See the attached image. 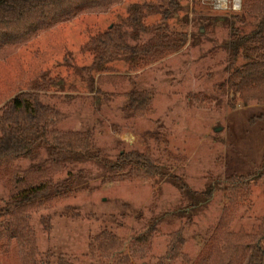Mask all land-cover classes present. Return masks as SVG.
Masks as SVG:
<instances>
[{
    "label": "rangeland",
    "instance_id": "obj_1",
    "mask_svg": "<svg viewBox=\"0 0 264 264\" xmlns=\"http://www.w3.org/2000/svg\"><path fill=\"white\" fill-rule=\"evenodd\" d=\"M145 2L167 0H123L108 11L85 10L19 46L0 49V107L36 81L48 80L42 100L59 111L60 130L89 131L112 160L122 151L148 152L183 175L193 190L202 191L216 180L212 200L186 226L184 252L189 263L179 259L171 264H242V249L264 232V173L249 189L227 184L235 174L249 176L261 168L264 102L245 103L229 86L245 61L240 58L231 65L227 42L232 23L244 32L255 29L264 0H242L240 12L232 11L236 0H180L182 9L165 24L172 32H188L187 44L162 56L118 59L95 72V86L110 97L103 100L91 91V76L77 72L93 61L87 44L94 35L125 21L131 4ZM146 21L156 23L161 16L150 15ZM148 38L142 35L140 41ZM132 89L154 93L152 111L145 116L124 111ZM156 128L163 132L159 140L145 135ZM46 159L42 151L36 158L0 165V207L38 179L57 181L77 171L87 176V182L73 191L28 207L29 237L37 247L33 258L38 264H58L61 257L68 264H157L174 232L185 225L180 212L189 200L167 180L106 173L93 161L54 164ZM155 217L162 220L149 248L141 250L136 236ZM11 220L9 213H0V264H25L23 248L7 231ZM104 231L122 243L119 260L96 242Z\"/></svg>",
    "mask_w": 264,
    "mask_h": 264
},
{
    "label": "trees",
    "instance_id": "obj_2",
    "mask_svg": "<svg viewBox=\"0 0 264 264\" xmlns=\"http://www.w3.org/2000/svg\"><path fill=\"white\" fill-rule=\"evenodd\" d=\"M121 2L123 0H0V49L19 46L41 30L71 20L85 10L108 11ZM181 9L180 0L133 3L128 8L125 21L115 23L94 35L87 44L93 53V61L88 66L78 67L77 71L91 76L88 79L91 91H96L103 100L110 98L95 86L93 75L104 70L113 61H137L181 50L189 41L188 32H172L169 25L165 24ZM262 10L264 11V6ZM150 15H160L161 21L148 24L146 20ZM226 21L229 22V18ZM231 25L232 36L227 42L231 65L234 66L240 58L245 63L232 74L229 86L240 93L245 103L252 100L264 102V13L255 29L249 32L242 31L234 23ZM142 35H148L149 38L141 42ZM47 81H36L32 88L20 91L0 107V165L21 158H36L45 151L46 162L64 164L93 161L101 165L106 173L148 175L173 183L189 200L180 212L186 217V222L180 230L174 232L171 245L157 264H171L179 259L189 263L190 258L184 252L187 243L184 236L186 226L192 224L194 215L212 200L218 189L217 181H210L202 191L193 190L183 175L175 173L150 153L139 150L122 151L116 159H109L95 145L89 131H64L57 127L59 111L42 100V91L48 86ZM153 97L154 93L149 90H130L126 94L125 113L134 117L145 116L152 111ZM145 135L159 140L163 132L156 128L146 131ZM263 173L264 160L255 173L249 176L235 174L231 177V184L227 185H244L249 189ZM86 179L83 171L70 172L66 178L57 181L51 177L38 179L14 192L6 204L0 207L1 214L9 213L12 217L7 231L18 239L23 248L25 264H38L33 258L37 247L29 237L31 227L28 222V207L57 194L73 191L87 182ZM161 220L155 217L146 225L143 232L136 236V247L141 250L149 248V242ZM96 242L110 258L119 260L121 252L118 251L122 243L114 233L104 231ZM92 249L95 251V243L92 244ZM228 250H233L231 245H228ZM242 251V264H264V232L247 250L243 248ZM59 261L58 264L69 263L64 257Z\"/></svg>",
    "mask_w": 264,
    "mask_h": 264
},
{
    "label": "clouds",
    "instance_id": "obj_3",
    "mask_svg": "<svg viewBox=\"0 0 264 264\" xmlns=\"http://www.w3.org/2000/svg\"><path fill=\"white\" fill-rule=\"evenodd\" d=\"M242 10V0H236L232 5V11L240 12Z\"/></svg>",
    "mask_w": 264,
    "mask_h": 264
}]
</instances>
